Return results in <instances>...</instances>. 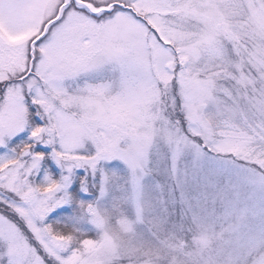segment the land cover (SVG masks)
I'll return each instance as SVG.
<instances>
[{
  "label": "snow or ice",
  "instance_id": "1",
  "mask_svg": "<svg viewBox=\"0 0 264 264\" xmlns=\"http://www.w3.org/2000/svg\"><path fill=\"white\" fill-rule=\"evenodd\" d=\"M0 264H264V0H0Z\"/></svg>",
  "mask_w": 264,
  "mask_h": 264
}]
</instances>
